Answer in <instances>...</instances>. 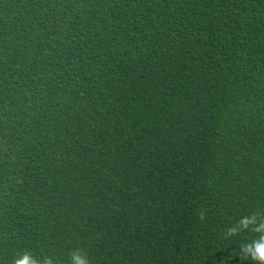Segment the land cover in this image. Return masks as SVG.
<instances>
[{
  "label": "trees",
  "instance_id": "trees-1",
  "mask_svg": "<svg viewBox=\"0 0 264 264\" xmlns=\"http://www.w3.org/2000/svg\"><path fill=\"white\" fill-rule=\"evenodd\" d=\"M252 212L264 0H0V264H254Z\"/></svg>",
  "mask_w": 264,
  "mask_h": 264
},
{
  "label": "clouds",
  "instance_id": "clouds-1",
  "mask_svg": "<svg viewBox=\"0 0 264 264\" xmlns=\"http://www.w3.org/2000/svg\"><path fill=\"white\" fill-rule=\"evenodd\" d=\"M196 215L200 220L204 219V210L200 209ZM242 232L255 233L256 236L239 244L241 260H250L254 264H264V214L252 212L241 216L235 224L227 226L222 238L228 239L241 234ZM71 264H90L86 252L73 249L69 253ZM12 264H56L51 256H46L42 260L32 254L30 250H18Z\"/></svg>",
  "mask_w": 264,
  "mask_h": 264
}]
</instances>
